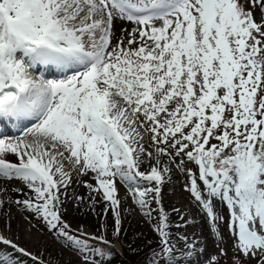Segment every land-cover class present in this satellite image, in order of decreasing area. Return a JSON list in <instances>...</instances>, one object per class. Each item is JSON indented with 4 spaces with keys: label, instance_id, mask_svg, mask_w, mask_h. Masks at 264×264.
<instances>
[{
    "label": "snow or ice",
    "instance_id": "snow-or-ice-1",
    "mask_svg": "<svg viewBox=\"0 0 264 264\" xmlns=\"http://www.w3.org/2000/svg\"><path fill=\"white\" fill-rule=\"evenodd\" d=\"M37 66L61 78L37 77ZM28 120L22 135L0 132V180L23 182L31 195L15 202L83 264L111 252H93L90 242L109 241L63 218L74 177H89V194L72 199L109 202L116 236L118 181L123 199L150 220L155 212L150 264L190 261L196 244L185 236L176 248L161 203L174 170L219 241L207 264L228 258L218 203L232 264H264V0H0V124ZM0 245L10 249L0 264L39 259L3 234Z\"/></svg>",
    "mask_w": 264,
    "mask_h": 264
},
{
    "label": "rangeland",
    "instance_id": "rangeland-1",
    "mask_svg": "<svg viewBox=\"0 0 264 264\" xmlns=\"http://www.w3.org/2000/svg\"><path fill=\"white\" fill-rule=\"evenodd\" d=\"M260 13L257 10V17H259ZM119 27L117 28V35H119ZM46 76L47 79H59L54 71V75L52 76L49 72H47ZM34 75L39 77L41 76L36 71ZM146 167V166H145ZM141 170H145L142 168ZM170 175V179L166 177V182L162 188V200L161 203L167 213H169V217H172L171 222H174L171 230V242L176 244V242L181 239L182 237L189 236L191 238L197 239L195 237V226L196 222L203 223V227H205L206 235H207V248L204 250L205 254L202 255L199 259L195 261H188L185 264H207L208 259L211 255H214L219 252V248L217 244L219 241L217 237L211 230L210 221L207 218L206 214L203 210L195 203L194 199L190 196V194L186 191V176L181 173L179 170H174ZM89 177H74L75 182L73 183L71 189L74 188L78 190L79 186L82 187L83 184L81 181L87 180ZM2 181V180H1ZM4 182L10 184L13 194H19L21 192L14 191V189L21 188L26 189L24 184L19 180H3ZM117 187L119 189V195L121 199V232L119 236L114 235L115 231V219L114 215L111 210H108L105 213V208L107 207L109 202L102 201L95 206L93 209L88 201L84 207H79L74 203H70L66 205V212L63 214V218L68 222L71 226V229L79 235V232H87L91 235L101 236L103 235L104 238L109 241V244L112 248L117 252V254L122 255L125 254H136L137 252L144 250L145 248L151 249L150 250V257H153V251H159V237L157 233L154 231L153 225L157 221V217L155 212H153L152 219L150 220L148 217L144 215V211L136 205L132 199H123L126 187L121 184L119 181L117 183ZM10 192V193H12ZM15 196V195H13ZM17 196V195H16ZM19 197V196H17ZM99 199V197H97ZM6 203L5 197H2ZM17 200V198H16ZM10 202L17 207L19 204L16 202ZM155 208L156 206L153 205ZM218 210L223 213L225 216V221L220 223V230L224 235L225 242L221 245L222 247L226 248L228 251V258L226 260V264H232V239L230 238L229 230H228V210L226 207L218 206ZM173 208L180 209V213L184 215V221H181L179 214L172 211ZM12 214H2L0 215V220L2 218H9L3 222L4 225L0 223V234H3V228L7 231V235L9 239L16 240L14 241L17 244L25 245L21 246L26 248L29 252L33 255L37 256L39 259L36 261V264H39L40 260L44 261V264H83L82 255L78 253V251L74 250L72 247L68 246L66 241L63 238H58L53 232L49 231L45 223L38 219L35 213L31 215H21L17 217L15 220V216ZM84 216L87 218L89 224H92L91 230H86L82 228L81 224L75 221V218L78 216ZM177 215V217H176ZM7 221L10 224H6ZM6 224V225H5ZM206 224V225H204ZM176 225H180L176 228ZM184 225L189 230L186 229V226L182 228ZM191 225V226H190ZM103 226V227H102ZM208 227V228H207ZM193 228V229H192ZM79 230V231H76ZM176 230V232L174 231ZM192 233V236L190 234ZM208 233V234H207ZM91 245H100L104 246L102 241H94L90 242ZM93 252L95 251L92 248ZM94 259H97L101 262V264H112L104 260L102 257L93 256ZM24 264H33L30 257H23ZM222 264H225L222 261ZM247 264H255V261H248Z\"/></svg>",
    "mask_w": 264,
    "mask_h": 264
},
{
    "label": "bare ground",
    "instance_id": "bare-ground-1",
    "mask_svg": "<svg viewBox=\"0 0 264 264\" xmlns=\"http://www.w3.org/2000/svg\"><path fill=\"white\" fill-rule=\"evenodd\" d=\"M123 26L124 27H129V25L126 24V23ZM118 27L119 28L121 27L120 22H117L116 28H118ZM35 71H37V73H39L41 75H48L46 73L49 72L52 76H55L54 75V71L55 70H47L46 71L44 69V67H41V66H37L34 69V72ZM56 76L59 77V73ZM33 123L34 122L33 121H30V120L24 121L23 123L6 122V123H3V124H0V132H4V133H7V134L13 135V136L14 135H22L23 132L25 130H27L28 128H30ZM9 159L10 160H15V157L14 156H10ZM6 181H8V180H6ZM21 182L22 181H20V183ZM71 187L69 189V196H68L66 205H68V204H70L72 202V203H74L75 205H77L79 207H84V205L87 204V199H85V203L84 204H78L77 202H75L72 199V195H74V194L75 195H83L85 198H87V196L89 194L88 193V189H86L84 186H82V187L79 186L78 190L75 189V188L72 190ZM10 192H12L11 183L8 184V183L4 182L3 180L2 181L0 180V201H2V204H0V215H2L3 213L5 215L6 214H8V215L9 214H12L11 217L14 215L16 217L14 221H16L18 215L19 216H21V215L28 216V215L33 214V212H31L28 209H26L24 205L19 204L17 207H15L10 202V199L13 202H15L17 200H23L25 198V193H27L28 195H31V192L28 189H25L23 192H21L19 194H13V192L12 193H10ZM13 195H15V196H13ZM16 195L19 196V197H17ZM2 197H5L7 203L4 200H2ZM16 198H17V200H16ZM66 205H65V207H66ZM217 205L220 206L219 203ZM176 217H177V215H176ZM172 218H173V216L172 217H169L170 222H171ZM7 219H9V218H6V217L5 218H2L0 220V223L2 225H4L3 222H5V220H7ZM75 221L77 223L81 224V226L83 225L82 228H85L86 230H91L92 229L91 228L92 224H89L90 221H88V219L87 218H84V216H82V215L81 216H78L77 218H75ZM171 223L174 225V222H171ZM196 223L197 224L195 226V233H196L195 237H197V239H194V238H191V237L187 236L188 239H189V241H193L196 244V249L193 251V254L190 257V260H192V261H195L196 259H199L202 255H204L205 254V251L204 250L207 248V245H208L207 244V242H208L207 235H206V231H205L206 229H205V227H203V223H201V222H199V223L196 222ZM6 224H10V222L7 221ZM204 225H206V224H204ZM185 226L186 225H184L182 228H184ZM89 228H91V229H89ZM186 229L189 230L190 228H187V226H186ZM2 231L5 234V236L8 237V235H7L8 233H7V231L4 228H3ZM174 231L176 232V230H174ZM171 232H172V230H171ZM189 234H190V232H189ZM190 236H192V233L190 234ZM14 241H16V240H14ZM16 242H18V241H16ZM184 244H185V241L181 238V239H179L176 242L175 245H176V248L177 249H182L184 247ZM19 245H21V244H19ZM21 246H24L25 247V245H21ZM0 248L4 249L6 251H10V249L8 248V246L0 245ZM185 251H187V250L185 249ZM177 259L178 260L179 259H183L184 260V264L189 261L185 257L179 256V255L177 256Z\"/></svg>",
    "mask_w": 264,
    "mask_h": 264
},
{
    "label": "trees",
    "instance_id": "trees-1",
    "mask_svg": "<svg viewBox=\"0 0 264 264\" xmlns=\"http://www.w3.org/2000/svg\"><path fill=\"white\" fill-rule=\"evenodd\" d=\"M91 248L94 250L97 248L103 249L105 252L110 251L111 255L108 258H103L104 260L111 262L112 264H150V261L153 259V257L150 255V250L145 248L144 250H141L137 252L136 254H125L122 255L117 254V252L112 248L111 245H91Z\"/></svg>",
    "mask_w": 264,
    "mask_h": 264
}]
</instances>
